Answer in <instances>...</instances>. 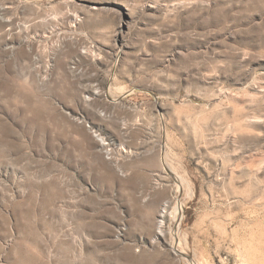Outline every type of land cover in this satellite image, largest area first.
I'll return each instance as SVG.
<instances>
[{
	"label": "rangeland",
	"instance_id": "obj_1",
	"mask_svg": "<svg viewBox=\"0 0 264 264\" xmlns=\"http://www.w3.org/2000/svg\"><path fill=\"white\" fill-rule=\"evenodd\" d=\"M0 264H264V0H0Z\"/></svg>",
	"mask_w": 264,
	"mask_h": 264
},
{
	"label": "bare ground",
	"instance_id": "obj_2",
	"mask_svg": "<svg viewBox=\"0 0 264 264\" xmlns=\"http://www.w3.org/2000/svg\"><path fill=\"white\" fill-rule=\"evenodd\" d=\"M169 203H166L165 204V206L163 207V209H162V212H161V219H160V222H159V234H162L163 233V225L165 224L164 223V218H165V216H166V214L167 213H169L170 211H169ZM175 207V206H174ZM172 211V210H171ZM181 211V209H180V207L178 206H176V211L175 212H180ZM175 215V214H174ZM173 215V216H174Z\"/></svg>",
	"mask_w": 264,
	"mask_h": 264
}]
</instances>
